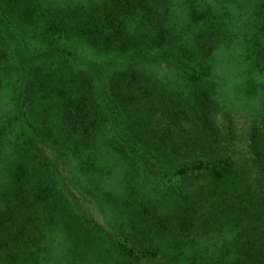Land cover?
<instances>
[{
	"label": "trees",
	"instance_id": "16d2710c",
	"mask_svg": "<svg viewBox=\"0 0 264 264\" xmlns=\"http://www.w3.org/2000/svg\"><path fill=\"white\" fill-rule=\"evenodd\" d=\"M236 10L244 94L259 98L264 0H0V63L18 66L20 85L0 170V264H41L55 241L62 264H264V114L244 161L229 151L233 119L228 130L219 121L215 58L235 42ZM80 46L107 59L85 68ZM11 125L0 120V160ZM55 129L86 171L99 148L126 169L121 196L97 192L120 212L118 229L71 192L47 142ZM140 174L157 185L140 190Z\"/></svg>",
	"mask_w": 264,
	"mask_h": 264
},
{
	"label": "rangeland",
	"instance_id": "374dc122",
	"mask_svg": "<svg viewBox=\"0 0 264 264\" xmlns=\"http://www.w3.org/2000/svg\"><path fill=\"white\" fill-rule=\"evenodd\" d=\"M93 0H44L45 4L55 3V5L65 6L69 3H89ZM97 1V0H95ZM233 21V42L229 48L222 49L216 55V66L219 80L222 83V99L221 113L219 115L220 123L224 124L228 130L230 119H233L235 126V139L229 145V151L238 161H244L249 157V148L247 134L251 124L262 117L264 114V73L260 76H255L256 82L260 84L259 98H254L252 95L245 96V84L243 83V73L238 67V39L245 31V25L240 20L239 10L232 14ZM29 38V37H28ZM238 38V39H236ZM37 38H29V41L34 48H39L43 43ZM35 48V49H36ZM79 54L85 56L86 63L83 66L92 69L94 64H100L107 59L106 56L98 55L93 50L87 47H78ZM102 64V63H101ZM153 68L158 72L159 76H170V69L167 66L154 64ZM150 68V69H153ZM247 76V74H246ZM105 78V77H104ZM19 69L13 61L8 63H0V120L12 125L9 127L8 137L5 142L3 155L0 160V170L5 169L6 160L13 153V147L19 132V120L16 119L18 113V94H19ZM22 118L32 119L34 124L39 126L36 117L30 112L27 106L21 108ZM11 122V123H10ZM58 139V140H57ZM63 138L60 137L57 129L52 137L47 138L53 155L60 161L65 178L68 180L69 188L74 195L83 199L84 203L90 207L89 210L94 216L108 229H118V222L122 223L123 218L120 216L114 207L103 201L102 196L98 197L97 192H113L121 196L124 191L125 177L127 172L119 160L111 153L109 149L99 148L87 153L84 158L93 159L96 163L97 170L88 172L82 167V159L73 154L67 146L63 145ZM65 142V141H64ZM66 143V142H65ZM69 153V160L62 159V153ZM135 184H139L145 191L154 188L157 184L152 179H147L143 174H140ZM97 186L100 188L97 189ZM144 191V192H145ZM115 228V229H114ZM213 241H208V246L212 245ZM48 253L44 256L46 261L41 264H62L58 262L61 256V243L55 241L52 243ZM59 258V259H58Z\"/></svg>",
	"mask_w": 264,
	"mask_h": 264
}]
</instances>
